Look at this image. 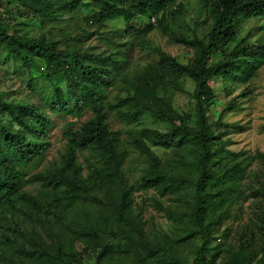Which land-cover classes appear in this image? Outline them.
<instances>
[{
  "label": "trees",
  "instance_id": "1",
  "mask_svg": "<svg viewBox=\"0 0 264 264\" xmlns=\"http://www.w3.org/2000/svg\"><path fill=\"white\" fill-rule=\"evenodd\" d=\"M173 1L56 0L52 8L48 0H5L34 17L80 8L95 25L120 19L125 34L150 59L138 71L127 72L122 51L65 53L0 25L5 55L28 74L36 70L51 85L46 111L23 99H0V264H82L76 243L95 255L92 264H264V216L257 218L259 239L247 240L236 250L212 252V236L241 194L233 185L243 167L208 122L215 98L210 81L222 77L246 83L264 66V42L236 37L243 21L264 19V0L211 3L205 41L173 37V43L192 49L186 63L147 42L149 28L138 30L133 22L143 18L150 26L152 19L161 24L170 16ZM109 88L117 91L112 100L105 94ZM85 110L90 120L63 133L59 164L26 179L28 165L50 146V116L81 117ZM111 114L127 126L128 142L145 159L137 188L167 200L163 204L153 198V203L171 222V235L158 240L150 236L135 210L134 189L123 171L127 154L121 132L109 128ZM153 124L166 129H154ZM79 154L87 155L86 175ZM27 183L39 185L35 194L24 190Z\"/></svg>",
  "mask_w": 264,
  "mask_h": 264
},
{
  "label": "rangeland",
  "instance_id": "2",
  "mask_svg": "<svg viewBox=\"0 0 264 264\" xmlns=\"http://www.w3.org/2000/svg\"><path fill=\"white\" fill-rule=\"evenodd\" d=\"M51 1L52 8L56 0ZM60 1V0H57ZM215 0H174L169 5L170 16L161 24L157 21L150 26L143 18L135 19L138 30L149 28L145 40L159 47L165 53L177 58L182 63L188 62L193 51L173 43L174 36L196 37L203 41L209 32L208 6ZM0 25L9 33L29 39H42L62 52H88L92 54H109L115 51L124 53L127 72H136L144 67L150 56L140 51L131 35L125 34V23L120 19L95 25L84 18L82 10L75 8L56 12L47 18L34 17L32 12L17 4L7 5L0 0ZM166 30V31H165ZM237 41L248 38L252 42H264V19L256 18L243 21L236 31ZM232 49V45L227 51ZM31 80V81H30ZM31 82L30 88L27 83ZM187 89L190 84H186ZM210 87L215 98L209 105L208 122L216 136L221 137L226 152L237 155L236 163H242L243 172L234 187L241 192L227 208L226 218L217 226L212 236L213 251L235 250L247 240L255 241L261 237L257 218L264 216V66L246 83L226 81L222 77L212 79ZM51 85L33 70L28 74L23 65L5 55L0 47V99H20L46 108L49 102ZM107 100L117 95L116 89L106 90ZM178 103L185 104L184 97H178ZM233 109H228L233 107ZM44 110L46 111V109ZM51 128L48 134V150L28 165L26 179L42 173L52 165L59 164L65 140L63 133L69 127L78 129L91 118L88 111L81 117L51 115ZM112 131L121 132V147L126 151L123 171L134 191L132 198L135 210L140 213L147 233L161 239L165 234L171 235V222L154 207L153 198L167 204L166 198H158L153 190H139L140 178L146 170L144 157L133 149L127 140V126L114 114L108 118ZM150 127L165 131L163 124ZM226 153H224L225 155ZM86 154H79L78 163L86 175L84 160ZM39 189L36 183H27L24 190L35 194ZM235 189V188H234ZM29 226V224H28ZM81 244H75V253L82 264H92L95 255L84 253ZM209 263V260H208ZM215 264H218L216 262Z\"/></svg>",
  "mask_w": 264,
  "mask_h": 264
},
{
  "label": "built area",
  "instance_id": "3",
  "mask_svg": "<svg viewBox=\"0 0 264 264\" xmlns=\"http://www.w3.org/2000/svg\"><path fill=\"white\" fill-rule=\"evenodd\" d=\"M151 22L154 24V23H155V20H154V19H152V20H151Z\"/></svg>",
  "mask_w": 264,
  "mask_h": 264
}]
</instances>
